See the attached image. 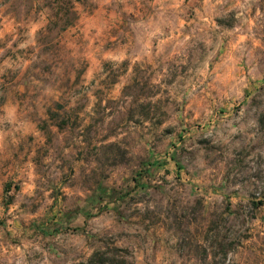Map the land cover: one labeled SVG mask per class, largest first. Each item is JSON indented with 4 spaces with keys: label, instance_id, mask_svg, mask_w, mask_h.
Listing matches in <instances>:
<instances>
[{
    "label": "rangeland",
    "instance_id": "rangeland-1",
    "mask_svg": "<svg viewBox=\"0 0 264 264\" xmlns=\"http://www.w3.org/2000/svg\"><path fill=\"white\" fill-rule=\"evenodd\" d=\"M0 264H264V0H0Z\"/></svg>",
    "mask_w": 264,
    "mask_h": 264
}]
</instances>
